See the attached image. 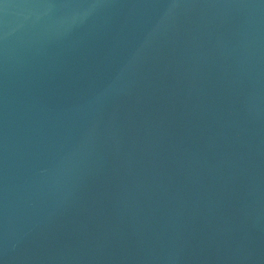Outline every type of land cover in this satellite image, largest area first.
<instances>
[{
  "label": "water",
  "instance_id": "1",
  "mask_svg": "<svg viewBox=\"0 0 264 264\" xmlns=\"http://www.w3.org/2000/svg\"><path fill=\"white\" fill-rule=\"evenodd\" d=\"M0 264H264V0H0Z\"/></svg>",
  "mask_w": 264,
  "mask_h": 264
}]
</instances>
